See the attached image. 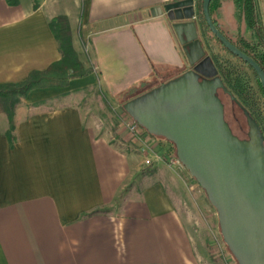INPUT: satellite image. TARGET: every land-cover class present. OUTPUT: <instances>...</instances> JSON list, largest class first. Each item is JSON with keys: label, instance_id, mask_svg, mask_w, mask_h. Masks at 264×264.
I'll return each mask as SVG.
<instances>
[{"label": "crops", "instance_id": "crops-1", "mask_svg": "<svg viewBox=\"0 0 264 264\" xmlns=\"http://www.w3.org/2000/svg\"><path fill=\"white\" fill-rule=\"evenodd\" d=\"M173 1L0 0V83L61 59L50 28L60 15L91 70L68 87L32 90L16 110L13 144L0 113V264H203L207 248L186 210L191 185L186 170L169 164L168 142L97 129L73 100L94 78L116 98L154 74L182 71L171 22L158 12ZM259 6L264 26V0ZM229 9L234 2L222 0L215 15L226 34Z\"/></svg>", "mask_w": 264, "mask_h": 264}, {"label": "water", "instance_id": "water-1", "mask_svg": "<svg viewBox=\"0 0 264 264\" xmlns=\"http://www.w3.org/2000/svg\"><path fill=\"white\" fill-rule=\"evenodd\" d=\"M211 2L203 1L209 30L256 72L264 90V70L216 26ZM158 12L168 17L193 68L131 98L123 109L149 134L175 145L178 159L216 210L223 241L237 264H264V137L260 126L227 89L207 55L195 22L196 0H175ZM219 88L242 107L250 127L249 140L236 136L225 120Z\"/></svg>", "mask_w": 264, "mask_h": 264}, {"label": "trees", "instance_id": "trees-1", "mask_svg": "<svg viewBox=\"0 0 264 264\" xmlns=\"http://www.w3.org/2000/svg\"><path fill=\"white\" fill-rule=\"evenodd\" d=\"M6 1L9 5L12 6H17L20 2V0ZM203 1L204 0H196V8L197 14L202 20L201 26L203 29V34L207 39V34L208 32L211 33V31L209 30L204 19ZM233 1L239 12L240 19L242 21L244 19L246 23L248 29V37H239L235 35V38L229 36V40L243 52L254 58L264 70V26L260 15L259 0ZM221 3L222 0H212L210 4V13L217 27H219V24L218 20H216L215 18V15L219 13ZM38 7L39 4L35 1L34 8L37 9ZM50 28L58 41L62 56L61 59L51 64L45 70L32 71L27 79L23 81L0 83V113L6 114L9 119L10 127L6 135L11 144L15 142L14 131L16 110L21 104L22 100L32 90L37 88H65L69 86L71 80L75 78L86 77L91 73V70L84 66L78 52L73 45L69 18L65 15H60L53 18L50 22ZM227 72L229 78V87L231 91L239 100L244 109L251 114V116L258 122V124H260L262 132L264 133L261 112L259 111L261 107L257 101L255 92L245 81V75L240 73L239 71L231 70L230 68L229 70L227 69ZM254 73L258 80L259 90L264 98L263 87L255 71ZM123 111L127 115L124 109ZM156 138L163 139L159 137ZM167 142L170 146L169 156H177L175 145L170 141ZM232 258L234 259L233 256Z\"/></svg>", "mask_w": 264, "mask_h": 264}, {"label": "rangeland", "instance_id": "rangeland-1", "mask_svg": "<svg viewBox=\"0 0 264 264\" xmlns=\"http://www.w3.org/2000/svg\"><path fill=\"white\" fill-rule=\"evenodd\" d=\"M243 23L241 26L242 35ZM207 40L210 42V48L213 53H216L222 62L226 64L228 70L230 68L231 70L239 71L245 75V81L255 92V96L261 107L259 111L261 112L262 125L264 127V98L259 90L258 80L254 71L247 63L226 50L212 33L208 32ZM85 55L88 65L91 66L93 70L97 71L96 67L98 64L95 58L87 53V51ZM100 81L99 77L94 78L93 84L82 90L75 91L73 93V100L81 107L85 119L92 126L105 131H114L119 138L125 140V138H128L129 134L121 124V120L126 115L121 107L123 97H112L107 88H105ZM221 97L226 109L225 120L227 119L229 126L236 136L247 139L250 127L244 111L223 92H221ZM160 142L167 145L164 139H160ZM185 173H187L185 179L191 185V188L189 186V191L192 195L191 200L193 204L191 207L188 206L186 210L192 219L195 235L200 237L202 246L207 248L205 249L206 255L203 257V264H237L223 241L216 210L210 204L204 190L191 177L187 169Z\"/></svg>", "mask_w": 264, "mask_h": 264}, {"label": "flooded vegetation", "instance_id": "flooded-vegetation-1", "mask_svg": "<svg viewBox=\"0 0 264 264\" xmlns=\"http://www.w3.org/2000/svg\"><path fill=\"white\" fill-rule=\"evenodd\" d=\"M229 1H233V0H229ZM234 2V1H233ZM235 4V3H234ZM201 18L199 17V15L197 14V8H196V15H195V22L198 26V35H199V39L201 40L206 52H207V55H210V57L212 58L214 64L216 65L217 67V70H218V76L221 78V80L223 81V83L225 84V86L227 87V89L229 91H231L230 87H229V78H228V75H227V69L228 67L226 66V64L224 62H222V60L218 57V55L216 53H213V51L211 50L210 48V42L205 38L204 34H203V29H202V26H201ZM242 23L243 21L240 19L239 17V12L237 10V7L235 5V9H234V12L232 10L229 9V34L227 33H223V31L220 29V27H218L220 29V31L229 39V36L232 37V38H235V35L239 36V37H245L247 38V33H248V29L246 30L247 32H245V35L243 33V35L241 34V26H242ZM173 30V28H172ZM173 33H174V36H175V39L177 41V44L179 45L182 53H183V56L185 57L186 59V66L185 68L180 71L179 73H176V74H173L171 76L169 75H158V74H154L153 76V79L151 81H148V82H143L141 83V86L137 89H133L131 91H129L126 95L123 96V102H122V105L121 107H123V104L130 100L131 98H134L150 89H153L159 85H161L162 83L164 82H167L179 75H181L182 73H184L185 71H188L190 69L193 68V66L190 65L188 59H187V55H186V52L183 48V46L181 45L180 43V40L178 39V37L176 36L174 30H173ZM215 37V36H214ZM216 38V37H215ZM217 39V38H216ZM218 40V39H217ZM219 41V40H218ZM220 42V41H219ZM221 43V42H220ZM222 46H224L222 43H221ZM225 47V46H224ZM226 48V47H225ZM227 49V48H226ZM230 52V51H229ZM231 53V52H230ZM203 79V78H202ZM221 92H223L225 95L229 96L230 95L226 92H224L223 89L219 88L217 90V95L218 97L220 98V100L222 101L223 103V100H222V97H221ZM232 92V91H231ZM233 94V92H232ZM234 95V94H233ZM235 96V95H234ZM236 98V96H235ZM231 99V97H230ZM237 99V98H236ZM232 100V99H231ZM238 100V99H237ZM234 101V100H233ZM239 101V100H238ZM235 102V101H234ZM236 103V102H235ZM240 103V102H239ZM237 104V103H236ZM224 105V104H223ZM238 105V104H237ZM241 109L242 107L240 105H238ZM243 110V109H242ZM224 113H225V118H226V109H225V105H224ZM251 115V114H250ZM227 121V119H226ZM257 122V121H256ZM228 123V121H227ZM258 123V122H257ZM229 124V123H228ZM260 126V124H259ZM263 137H264V133L262 132V128L260 126V131H259ZM239 137V136H238ZM240 138V137H239ZM242 140H249V134H248V138L247 139H243V138H240Z\"/></svg>", "mask_w": 264, "mask_h": 264}, {"label": "built area", "instance_id": "built-area-1", "mask_svg": "<svg viewBox=\"0 0 264 264\" xmlns=\"http://www.w3.org/2000/svg\"><path fill=\"white\" fill-rule=\"evenodd\" d=\"M122 126L128 131L130 140L133 143L148 144L150 141H154V136L146 132L138 123H136L130 116L125 115L121 120ZM168 162L172 166L185 169V166L180 162L177 156H169ZM152 161L148 160L147 165H150Z\"/></svg>", "mask_w": 264, "mask_h": 264}]
</instances>
